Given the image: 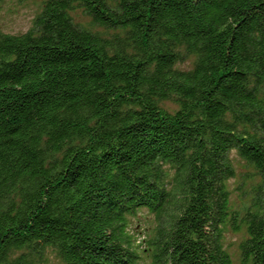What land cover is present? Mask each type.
I'll return each mask as SVG.
<instances>
[{"label":"trees","instance_id":"trees-1","mask_svg":"<svg viewBox=\"0 0 264 264\" xmlns=\"http://www.w3.org/2000/svg\"><path fill=\"white\" fill-rule=\"evenodd\" d=\"M39 1L0 31V264H264V0Z\"/></svg>","mask_w":264,"mask_h":264},{"label":"rangeland","instance_id":"rangeland-1","mask_svg":"<svg viewBox=\"0 0 264 264\" xmlns=\"http://www.w3.org/2000/svg\"><path fill=\"white\" fill-rule=\"evenodd\" d=\"M41 8V1H19V0H4L0 6V31L6 34H23L27 32ZM75 20L78 23L87 24L89 19L82 15L80 10L74 12ZM101 30V29H100ZM101 32V31H100ZM193 58H186L177 67L180 70H189L193 65ZM164 106L170 110L175 109L172 102H165ZM233 166L235 167L236 175L228 181V189L231 192L230 200L234 209H239L247 200L246 191L251 189L257 182V177L249 171V167L241 160L236 153L231 152ZM153 217L143 210L138 213L136 218L130 220V230L134 233L142 234L145 226L152 221ZM242 240L240 233L229 232L225 237V248L230 254L234 264L238 262V246ZM50 264H60L58 259L52 254H49Z\"/></svg>","mask_w":264,"mask_h":264}]
</instances>
